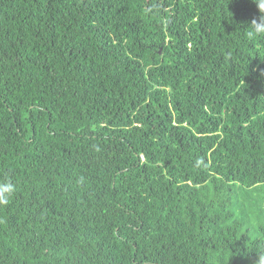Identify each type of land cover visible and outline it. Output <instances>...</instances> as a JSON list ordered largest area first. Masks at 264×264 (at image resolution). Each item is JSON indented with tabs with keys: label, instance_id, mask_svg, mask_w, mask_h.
I'll return each mask as SVG.
<instances>
[{
	"label": "trees",
	"instance_id": "obj_1",
	"mask_svg": "<svg viewBox=\"0 0 264 264\" xmlns=\"http://www.w3.org/2000/svg\"><path fill=\"white\" fill-rule=\"evenodd\" d=\"M252 0H0V264H255L264 37Z\"/></svg>",
	"mask_w": 264,
	"mask_h": 264
},
{
	"label": "clouds",
	"instance_id": "obj_2",
	"mask_svg": "<svg viewBox=\"0 0 264 264\" xmlns=\"http://www.w3.org/2000/svg\"><path fill=\"white\" fill-rule=\"evenodd\" d=\"M256 3L259 16L253 18L251 23L247 26L250 30L249 37H264V0H252ZM16 185L10 179L0 181V206H5L9 203L10 199L15 195ZM257 259L255 264H264V251L256 253Z\"/></svg>",
	"mask_w": 264,
	"mask_h": 264
}]
</instances>
